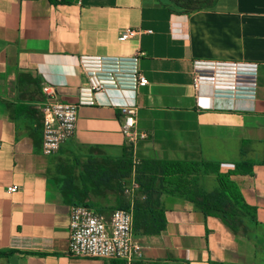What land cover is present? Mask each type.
Listing matches in <instances>:
<instances>
[{
  "label": "crops",
  "instance_id": "obj_1",
  "mask_svg": "<svg viewBox=\"0 0 264 264\" xmlns=\"http://www.w3.org/2000/svg\"><path fill=\"white\" fill-rule=\"evenodd\" d=\"M123 29L151 33L121 42ZM137 52L144 54L140 70L148 83L136 91L111 89L80 105L74 136L44 154L42 87L76 104L87 85L82 55ZM196 59L257 63L254 102L215 97L208 85L195 91ZM122 106L137 107V128L147 139L126 142ZM93 150L112 158L127 151L134 165L209 163L195 174L206 193L219 189V173L253 164L232 177L240 202L251 208L243 216L246 235L158 177L156 186L168 189L156 195L166 229L137 234L143 247L131 264H264V0H218L192 13H173L160 0H0V264H125L69 253L71 205L50 171L61 162L84 163ZM133 183L134 195L126 194L132 209L140 191L136 171L126 186ZM12 186L17 190L10 193Z\"/></svg>",
  "mask_w": 264,
  "mask_h": 264
},
{
  "label": "built area",
  "instance_id": "obj_2",
  "mask_svg": "<svg viewBox=\"0 0 264 264\" xmlns=\"http://www.w3.org/2000/svg\"><path fill=\"white\" fill-rule=\"evenodd\" d=\"M143 32L151 33V30H119L118 39L121 42L137 40ZM143 55V52L131 56L82 55L79 64L86 75L87 85L80 88V99L76 104L58 101L55 90L44 85L42 92L48 99L41 106L44 116L42 152L53 155L74 136L80 105L93 104L96 95L111 89L136 91L144 87L148 80L140 70ZM192 75L195 91L208 85L215 97L250 102L256 98L258 64L255 62L196 59ZM120 120L121 132L128 144L147 139L146 132L137 128L136 106H122ZM136 189L137 184L133 183L125 187V193L132 197ZM16 190V186L8 188L10 193ZM69 230V253L73 256L117 258L131 264L143 247L134 231L132 207L116 209L105 216L85 205H73Z\"/></svg>",
  "mask_w": 264,
  "mask_h": 264
},
{
  "label": "trees",
  "instance_id": "obj_3",
  "mask_svg": "<svg viewBox=\"0 0 264 264\" xmlns=\"http://www.w3.org/2000/svg\"><path fill=\"white\" fill-rule=\"evenodd\" d=\"M49 1L58 3L66 0ZM160 1L173 13H192L210 9L218 0ZM93 151L97 154L89 156L84 163L78 160L61 162L50 171L54 180L62 184L61 194L69 205H85L102 215H109L116 209H127L125 187L132 172L136 171V182L140 187L139 195L133 202L134 231L137 234L157 235L166 229V211L156 195L168 189L161 184L156 186L158 177L163 178L173 192L186 196L205 214H213L235 233L247 234L243 216L251 208L240 202L242 196L232 177L249 172L253 164L243 162L235 165V170L231 172L219 173V189L206 193L200 188L195 174H199L201 166L209 167V163L148 159L134 165L127 151L118 158H112L100 150Z\"/></svg>",
  "mask_w": 264,
  "mask_h": 264
}]
</instances>
